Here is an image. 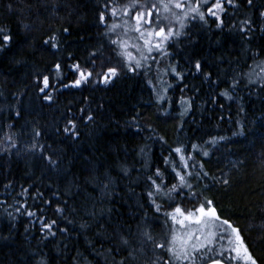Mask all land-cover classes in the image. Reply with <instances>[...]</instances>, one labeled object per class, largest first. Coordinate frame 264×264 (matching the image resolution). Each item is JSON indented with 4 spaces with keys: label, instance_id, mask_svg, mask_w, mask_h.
<instances>
[{
    "label": "trees",
    "instance_id": "obj_1",
    "mask_svg": "<svg viewBox=\"0 0 264 264\" xmlns=\"http://www.w3.org/2000/svg\"><path fill=\"white\" fill-rule=\"evenodd\" d=\"M103 3L104 0H0V27L9 29L13 37L7 54L0 61V108L4 109L0 112V201L13 206L9 211L27 204L37 213L36 217L16 214L17 218L11 220L0 205V264H41V261L46 264H112L108 250L114 249L115 243L107 234H113L114 228L118 231L117 225L135 227L130 215L137 211V202H145L142 194L147 190L146 175L152 166L164 167L162 158L167 155L169 145L175 147L181 141L201 143L212 136L231 137V140L222 141L219 150L214 149L210 157L202 158L205 170L217 180L227 175L230 184L213 183L205 195L241 230L257 264H264V127L261 126L264 93L258 98L254 88L251 94L241 88L235 95L243 99L233 101L218 95L228 86L233 69L246 70V62L252 63L246 52L247 42L236 31L226 30L242 18V14L226 17L225 30L217 29L212 19L208 26L192 22L191 36L196 43L190 44L182 38L176 45L170 44L168 50L172 56L149 60L147 63L152 68L147 74L121 73L108 86L89 84L62 89L55 79V63H61V75L68 82L75 76L64 66L66 63L78 59L82 67L88 65L89 53L98 49L105 56L111 55L112 46L104 34L106 28L98 21ZM255 4L259 8L264 0H255ZM244 14H251L258 25L261 23L256 9L249 12L246 8ZM110 22L121 23V19L115 17ZM64 28L69 31L63 32ZM52 35L59 37V50L43 43ZM250 47L264 48V34L257 31ZM128 50L137 53L133 48ZM167 59L169 62L165 63ZM197 59L203 65V72L195 71ZM108 63L114 65L117 60L113 58ZM169 64L183 71L182 81L171 73L165 74ZM208 72L212 73L211 79L205 80L204 73ZM41 75H49L53 87L60 89L53 92L51 104L44 101L39 92L41 85L37 77ZM149 79L156 85L155 89L148 84ZM161 79L169 80L172 85L167 86V92ZM217 79L219 83L212 82ZM162 93L163 102L159 100ZM181 96L193 98L192 111L183 117L182 129L179 127ZM214 96L215 103L212 102ZM241 107L244 111H240ZM15 108L21 110V117L14 115ZM165 111L168 115H163ZM88 114L94 116V121L85 122ZM134 117L136 126L143 128V132L138 133L132 126ZM68 118L76 120L80 132L78 141L55 133ZM240 124L245 125L246 135L234 136ZM33 128L42 133L36 141L31 135ZM6 135L13 136L16 148H11ZM158 137H163L167 145H162ZM33 143L44 144L47 152L56 150L60 161L58 170L50 167L39 152L29 151ZM141 148L145 149L144 153ZM145 161L150 167L144 166ZM238 161L243 163L233 167ZM122 167L129 170L127 175L121 171ZM106 175L111 176L119 193L114 201L119 212L114 213L113 223L105 221V235L98 234L103 230L82 210L69 215L74 224H68L56 214L57 203L63 206L64 200L78 210L90 207L93 201L97 202V208L101 207L98 203L100 189L95 184L101 180L107 182ZM90 177L97 179L86 183ZM168 178L171 179L170 173ZM8 183L11 188L6 189L4 185ZM25 188L28 192L21 195ZM69 189L71 196L66 194ZM37 193H43V197L38 198ZM44 200L52 203L45 204ZM182 206L187 208L191 204L182 201ZM41 209L49 219H56L60 228H68V232L58 231L56 237L44 239L40 224L32 223L41 216ZM26 210L21 207V213ZM84 221L91 227L81 229L79 225ZM161 231L157 227L154 234L159 235ZM120 258L116 256L117 260ZM239 264L243 263L239 261Z\"/></svg>",
    "mask_w": 264,
    "mask_h": 264
},
{
    "label": "snow or ice",
    "instance_id": "obj_2",
    "mask_svg": "<svg viewBox=\"0 0 264 264\" xmlns=\"http://www.w3.org/2000/svg\"><path fill=\"white\" fill-rule=\"evenodd\" d=\"M9 8L11 9V5ZM246 8L249 12L252 9L258 11L261 20L259 25L251 14H244ZM55 9L56 6L53 5L52 10L55 11ZM100 9L98 21L106 28L104 34L112 46L111 55L105 56L103 51L98 49L89 53L88 65L82 67V63L78 59L71 64L66 63L64 66L69 68L75 76L68 82H65L61 75V63H55V79L57 83L61 84L62 89L82 88L89 84L108 86L118 79L121 73L147 74L152 68V65L147 63L149 60L157 61L158 56H172L168 50L170 43L175 44L182 38L190 44L196 43L191 36L192 22H200L202 25L208 26L209 19H212L217 29L225 30V18L236 17L237 13H241L242 18H239L236 23H232L226 30L236 31L242 40L247 42L246 52L252 63L247 64L246 62V70L233 69L228 86L218 95L227 101H233L243 99V97L235 95L241 88L248 89L249 94L254 88L258 98L260 94L264 93V54H262L264 48L252 49L250 47L257 31L264 34V5L257 8L255 0H125L123 3L120 0H104ZM115 17H119L121 23L110 22ZM118 29L121 31L118 32ZM68 31V28L63 29L65 33ZM131 33L136 34L135 41H133ZM12 40L10 30L0 27V61L7 54ZM43 43L59 50L61 42L58 36L52 35ZM129 48L135 49L138 55L134 56L128 50ZM153 53L158 55H153ZM113 58L117 60L114 65L108 63ZM68 59L71 60V56ZM97 61H100L99 65ZM221 62H224V58H221ZM238 63L239 60H237ZM194 68L196 72H203V65L199 59L195 60ZM169 73L178 80L184 79L183 71L178 70L173 64H169L165 70L166 75ZM211 76V72L204 73L205 80H210ZM212 82L219 83V79ZM37 83L41 85L39 92L43 94L42 99L51 104L54 100L53 92L60 91V89L53 87L49 75L38 76ZM148 84L155 89L156 85L152 83L151 79L148 80ZM168 87H172V85L169 84ZM164 91L167 92V88ZM163 99L162 96L159 97L161 102ZM212 102H216L215 96L212 98ZM179 103L182 108V111L179 112L181 118L179 127L182 129L184 127L183 117L192 111L193 98L181 96ZM219 106L224 107L223 104ZM3 111L4 109L0 108V112ZM80 111L84 112L85 110L80 109ZM240 111H244V109L241 107ZM14 115L21 117V110L15 108ZM163 115H168L167 111ZM220 119L223 120L224 116H220ZM92 121H94V116L88 114L85 122ZM133 121L132 126L135 127V130L138 133L143 132V128L136 126L135 117ZM261 126L264 127V118L261 119ZM149 130L153 133L155 131L151 128ZM55 133L57 135L63 133L67 139L73 142L78 141L80 137L74 118H68L64 126L55 129ZM31 135L36 141L42 133L39 129L33 128ZM233 135H246L245 125L240 124L238 131ZM151 138L150 136L149 139ZM5 139L10 142L11 148L17 147L12 135H6ZM158 139L162 145H167V141L163 137H158ZM229 140L231 137L212 136L201 143L186 144L181 141L175 147L168 146L167 155L162 158L164 167L152 166L151 172L146 175L147 190L142 194L145 202H137V211L130 215L135 227L127 224L122 227L117 225L118 231L114 228L113 234H107L108 239L115 243L114 249L108 250L112 264H231L233 261L257 264L245 244L241 230L218 211V206L212 198L205 195L206 191L211 190L213 183L225 186L230 184L227 175H222L218 180L211 176L205 170V161L202 159L210 157L213 154L212 150H219L218 146L222 141ZM47 148L51 149L52 145H47ZM5 151L9 152V149L6 148ZM29 151L39 152L41 158L50 167L58 170L60 161L55 149L52 152H47L44 144L33 143ZM144 152L145 149L141 148V153ZM242 163L243 161L235 162L233 167ZM144 166L150 167L147 161ZM121 171L127 175L129 170L122 167ZM169 173L171 179L168 178ZM95 179L97 178L90 177L86 183H94ZM105 179L107 182L101 180L95 184L100 189L98 203L102 205L101 207L97 208V202L93 201L90 207L85 206L78 210L75 206L69 205L68 200H64L63 206L57 203L56 214L66 220L68 224H74V221L68 218L69 215L82 210L103 230L98 234L105 235V221L109 224L113 223L114 213L119 212V209L114 206L115 198L119 193L116 191L111 176L106 175ZM4 187L11 188V183ZM129 191L134 190L130 189ZM27 192L28 189L25 188L21 195ZM66 194L71 196V189ZM37 197L42 198L43 193H37ZM121 199L123 198L121 197ZM57 200L59 201V197ZM89 200L91 201L92 198L89 197ZM182 201H187L191 207L182 206ZM124 202L127 203V201ZM44 203L51 204L52 201L44 200ZM0 205L4 206V212L11 220L17 218L16 214L28 217L37 216V213L28 208L27 204L15 206L13 211H9V208L13 206L8 205L7 201H0ZM21 207L27 210L21 213ZM32 223L33 225L40 224L44 239L56 237L58 231L68 232V228L58 226L56 219H49L45 216L42 209L41 216ZM79 226L81 229L91 227L87 221ZM157 227L162 230L159 235L154 234ZM4 239H8V237H4ZM117 255L121 257L119 260L116 259ZM41 264H46V261H41Z\"/></svg>",
    "mask_w": 264,
    "mask_h": 264
},
{
    "label": "rangeland",
    "instance_id": "obj_3",
    "mask_svg": "<svg viewBox=\"0 0 264 264\" xmlns=\"http://www.w3.org/2000/svg\"><path fill=\"white\" fill-rule=\"evenodd\" d=\"M131 35V37L133 38V41H135V36H136V34L135 33H131L130 34ZM142 43V42H141ZM171 44V43H170ZM177 43H175V45H176ZM172 45H174V44H172ZM135 50V49H134ZM133 54H137V53H133ZM159 58V57H158ZM166 62L165 63H167V62H169L168 61V59L167 60H165ZM161 80H163L164 82H165V88H167V86H168V84H169V80H167V79H161ZM161 96L165 99V95L162 93L161 94ZM163 99V100H164ZM242 263H243V261H241ZM232 264H239V261H233L232 262Z\"/></svg>",
    "mask_w": 264,
    "mask_h": 264
}]
</instances>
